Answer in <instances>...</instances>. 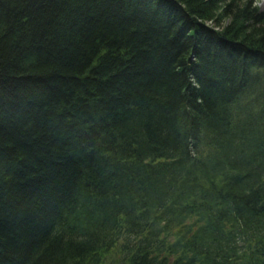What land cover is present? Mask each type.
I'll return each instance as SVG.
<instances>
[{"label":"trees","instance_id":"trees-1","mask_svg":"<svg viewBox=\"0 0 264 264\" xmlns=\"http://www.w3.org/2000/svg\"><path fill=\"white\" fill-rule=\"evenodd\" d=\"M264 264V8L0 0V264Z\"/></svg>","mask_w":264,"mask_h":264},{"label":"rangeland","instance_id":"rangeland-1","mask_svg":"<svg viewBox=\"0 0 264 264\" xmlns=\"http://www.w3.org/2000/svg\"><path fill=\"white\" fill-rule=\"evenodd\" d=\"M254 1L256 6L259 7V9L264 8V0H254ZM121 256L122 255L118 254V243H117L116 246L105 255L103 264H115L117 260L121 259Z\"/></svg>","mask_w":264,"mask_h":264}]
</instances>
